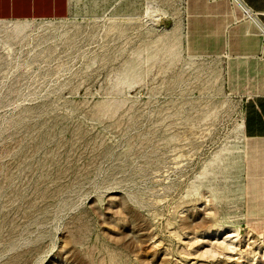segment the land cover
I'll use <instances>...</instances> for the list:
<instances>
[{"label":"rangeland","instance_id":"1","mask_svg":"<svg viewBox=\"0 0 264 264\" xmlns=\"http://www.w3.org/2000/svg\"><path fill=\"white\" fill-rule=\"evenodd\" d=\"M69 1L0 25V264H264V161L179 1Z\"/></svg>","mask_w":264,"mask_h":264},{"label":"crops","instance_id":"2","mask_svg":"<svg viewBox=\"0 0 264 264\" xmlns=\"http://www.w3.org/2000/svg\"><path fill=\"white\" fill-rule=\"evenodd\" d=\"M178 1L172 23L181 29L183 53L205 69L209 91L238 105L247 155L263 162L264 0H240L252 19L230 0ZM69 12V0H0V22H61Z\"/></svg>","mask_w":264,"mask_h":264},{"label":"bare ground","instance_id":"3","mask_svg":"<svg viewBox=\"0 0 264 264\" xmlns=\"http://www.w3.org/2000/svg\"><path fill=\"white\" fill-rule=\"evenodd\" d=\"M1 24H7L6 27L4 28L5 30H11L12 32L20 33L21 31L27 29V26L29 23H27V22H23V23H21V22H15V23L0 22V25ZM242 130H243V124L240 121L236 125L235 140L239 141L242 144V149H244V136H243Z\"/></svg>","mask_w":264,"mask_h":264},{"label":"built area","instance_id":"4","mask_svg":"<svg viewBox=\"0 0 264 264\" xmlns=\"http://www.w3.org/2000/svg\"><path fill=\"white\" fill-rule=\"evenodd\" d=\"M233 4L237 5L240 10H241V13H242V16L244 18H249V19H252L253 17V14L251 12H249L248 8L246 6H244L240 0H230Z\"/></svg>","mask_w":264,"mask_h":264}]
</instances>
